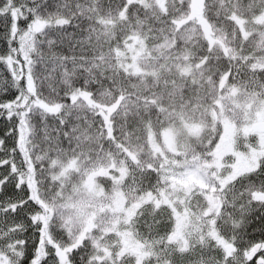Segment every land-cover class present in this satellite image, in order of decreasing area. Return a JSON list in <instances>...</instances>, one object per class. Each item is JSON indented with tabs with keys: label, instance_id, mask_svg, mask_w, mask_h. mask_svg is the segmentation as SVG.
<instances>
[{
	"label": "snow or ice",
	"instance_id": "snow-or-ice-1",
	"mask_svg": "<svg viewBox=\"0 0 264 264\" xmlns=\"http://www.w3.org/2000/svg\"><path fill=\"white\" fill-rule=\"evenodd\" d=\"M0 264H264V0H0Z\"/></svg>",
	"mask_w": 264,
	"mask_h": 264
},
{
	"label": "trees",
	"instance_id": "trees-1",
	"mask_svg": "<svg viewBox=\"0 0 264 264\" xmlns=\"http://www.w3.org/2000/svg\"><path fill=\"white\" fill-rule=\"evenodd\" d=\"M0 136H3V131L2 130H0Z\"/></svg>",
	"mask_w": 264,
	"mask_h": 264
}]
</instances>
